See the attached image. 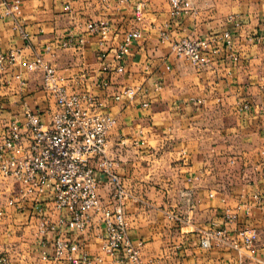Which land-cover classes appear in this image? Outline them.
Returning <instances> with one entry per match:
<instances>
[{
  "label": "crops",
  "instance_id": "obj_1",
  "mask_svg": "<svg viewBox=\"0 0 264 264\" xmlns=\"http://www.w3.org/2000/svg\"><path fill=\"white\" fill-rule=\"evenodd\" d=\"M5 1H18L19 11L5 15ZM140 3L138 23L134 11ZM101 19L113 30L108 48L125 30H140L142 40L126 61H115L110 48L100 58L99 37L85 26ZM224 32L233 39L237 60L221 43L204 67L171 53V41L206 40ZM69 35L84 37L82 51L59 47ZM13 51L20 53L17 64L6 66L0 76V133L2 121L20 119L24 106L47 121L52 103L41 76L25 70L26 63L42 56L69 79L71 89L94 94L116 120L108 155L117 161L128 195V236L143 243L141 263L238 264L234 249H202L200 238L210 230L224 228L231 235L264 226V176L256 168L264 147V0H189L176 18L170 16L168 0H0V53ZM119 64L121 74L114 71ZM126 87L136 89V95L116 101ZM245 103L248 111L241 110ZM14 193V183L0 176V264H65L41 260L43 252L53 256L58 232L40 234L38 229L42 218L56 224L63 213L53 212L50 203L43 205L45 214L32 205L7 206ZM99 194L106 203L110 187L102 184ZM244 205L250 206L249 214ZM226 211L235 219L225 222ZM101 234L94 225L84 236H66L79 245L77 257L84 254L87 264H114L100 252Z\"/></svg>",
  "mask_w": 264,
  "mask_h": 264
},
{
  "label": "built area",
  "instance_id": "obj_2",
  "mask_svg": "<svg viewBox=\"0 0 264 264\" xmlns=\"http://www.w3.org/2000/svg\"><path fill=\"white\" fill-rule=\"evenodd\" d=\"M170 16L178 17L186 10L189 0H168ZM122 3V1H120ZM5 15L19 11V2L11 5L4 3ZM143 4L136 5L135 20L142 21ZM68 11L70 8L65 6ZM90 34L99 37L101 54L113 50L114 60L126 61L133 46L142 40L139 29L125 30L120 41L114 47L113 30L105 19L90 20L86 24ZM26 43L28 35L21 32ZM163 40H168L166 33H161ZM86 41L83 36L75 38L69 35L60 42L61 49L82 51ZM223 44V49L232 60L234 42L229 32L206 40L183 38L171 41V53L177 58L189 61L191 64L204 67L209 63L208 54L217 53V44ZM47 52L50 49L47 48ZM17 51L8 54L0 53V76L6 66H14L19 60ZM25 70L41 76L42 90L52 103L47 105L45 113L48 119L41 121L39 112L24 106L20 119L2 121L0 133V176L11 180L15 185L14 197L7 202V206L26 205L37 207L39 214H45V204L52 205V211L63 213L56 224H50L42 218L39 233L58 232L53 240V256L43 252L41 260H61L65 264H87V257L82 254L77 257L80 248L71 242L67 234L76 233L84 236L90 227L102 229L100 237V252L113 258L114 264H142L140 252L143 247L141 241L132 242L128 236V223L125 215V203L128 198L123 180L117 174V161L109 153V136L115 127L116 120L104 109L103 103L91 92L82 89H71L69 79L61 75L54 64L45 61L37 55L25 64ZM116 73L124 72L122 64L116 65ZM20 79L19 76H14ZM1 79V78H0ZM21 85L23 81L21 80ZM6 84H9L6 81ZM108 84L102 83V87ZM160 89L155 86V91ZM137 93L134 88L126 87L118 92L116 101L122 98H133ZM199 102V100H197ZM143 107H147L144 103ZM242 111H248L247 103L241 106ZM264 130V129H263ZM256 164L258 171L264 176V147L258 153ZM107 184L111 196L105 203L99 194V187ZM253 198L259 201V195ZM242 207V206H241ZM246 214L251 208L243 206ZM1 215V213H0ZM96 219L94 223L93 220ZM235 219L226 211L225 222ZM64 229V230H63ZM228 246L234 249L238 256V264H264V254L258 256L259 250H264V226L260 228H241L231 235L223 229L210 230L200 238V247L210 249ZM98 263L102 260L98 256Z\"/></svg>",
  "mask_w": 264,
  "mask_h": 264
}]
</instances>
